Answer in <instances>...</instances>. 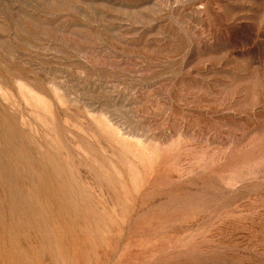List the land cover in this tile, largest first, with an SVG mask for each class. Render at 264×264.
<instances>
[{"label": "rangeland", "instance_id": "obj_1", "mask_svg": "<svg viewBox=\"0 0 264 264\" xmlns=\"http://www.w3.org/2000/svg\"><path fill=\"white\" fill-rule=\"evenodd\" d=\"M0 264H264V0H0Z\"/></svg>", "mask_w": 264, "mask_h": 264}]
</instances>
